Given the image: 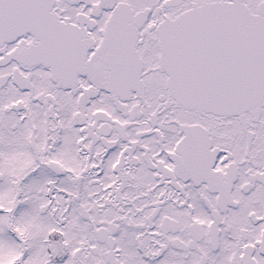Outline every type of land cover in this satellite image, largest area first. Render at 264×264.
<instances>
[{
	"label": "snow or ice",
	"instance_id": "1",
	"mask_svg": "<svg viewBox=\"0 0 264 264\" xmlns=\"http://www.w3.org/2000/svg\"><path fill=\"white\" fill-rule=\"evenodd\" d=\"M0 264H264V0H0Z\"/></svg>",
	"mask_w": 264,
	"mask_h": 264
}]
</instances>
